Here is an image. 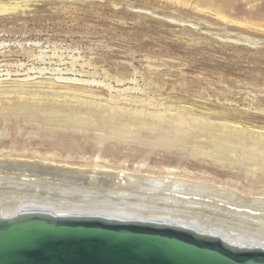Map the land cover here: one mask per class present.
<instances>
[{"label": "rangeland", "instance_id": "obj_1", "mask_svg": "<svg viewBox=\"0 0 264 264\" xmlns=\"http://www.w3.org/2000/svg\"><path fill=\"white\" fill-rule=\"evenodd\" d=\"M0 156L264 194V0H0Z\"/></svg>", "mask_w": 264, "mask_h": 264}, {"label": "bare ground", "instance_id": "obj_2", "mask_svg": "<svg viewBox=\"0 0 264 264\" xmlns=\"http://www.w3.org/2000/svg\"><path fill=\"white\" fill-rule=\"evenodd\" d=\"M0 156V221L34 215L147 224L264 251V194L203 179ZM54 157V156H53ZM101 161V160H99ZM129 168V167H128Z\"/></svg>", "mask_w": 264, "mask_h": 264}, {"label": "water", "instance_id": "obj_3", "mask_svg": "<svg viewBox=\"0 0 264 264\" xmlns=\"http://www.w3.org/2000/svg\"><path fill=\"white\" fill-rule=\"evenodd\" d=\"M0 264H264V251L147 224L34 215L0 221Z\"/></svg>", "mask_w": 264, "mask_h": 264}]
</instances>
